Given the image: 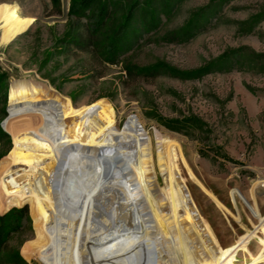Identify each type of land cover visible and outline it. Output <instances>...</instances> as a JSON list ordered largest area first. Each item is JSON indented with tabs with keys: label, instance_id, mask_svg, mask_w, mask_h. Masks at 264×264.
<instances>
[{
	"label": "rangeland",
	"instance_id": "rangeland-1",
	"mask_svg": "<svg viewBox=\"0 0 264 264\" xmlns=\"http://www.w3.org/2000/svg\"><path fill=\"white\" fill-rule=\"evenodd\" d=\"M75 1L0 0L34 20L24 33L0 44V129L7 134L0 135V184L12 168V129L17 132L25 123L24 117L11 121L14 82L50 88L74 107L106 100L115 110L121 141L128 142L134 133L156 132L180 145L195 179L227 210L221 212L180 164L181 177L217 247L236 264H250L246 250L256 254L260 249L248 233L264 225V0L171 2L170 14H161L155 31L145 33L137 20L131 48L116 54L114 61L105 58L95 38L88 41L90 19L71 13ZM201 10L206 23L200 32L185 42L172 41L171 33ZM125 12L124 6L117 7L103 31L114 30ZM223 54L228 59L221 70L183 77ZM156 65L157 72L146 71ZM0 195L28 201L0 208V215L26 208L29 219L3 245L0 264H44L38 251L51 243V236L35 199L6 197L1 188ZM188 250L167 252L160 261H182Z\"/></svg>",
	"mask_w": 264,
	"mask_h": 264
},
{
	"label": "bare ground",
	"instance_id": "bare-ground-1",
	"mask_svg": "<svg viewBox=\"0 0 264 264\" xmlns=\"http://www.w3.org/2000/svg\"><path fill=\"white\" fill-rule=\"evenodd\" d=\"M33 21L1 3L0 44ZM9 109L11 121L24 117L25 123L17 132L11 128L12 168L0 188L6 197L35 199L51 236L38 251L44 264H168V257L160 259L185 247L188 256L173 264L237 263L217 247L180 164L221 212L227 210L195 179L179 144L156 132L134 133L123 142L108 101L74 107L30 81L11 85ZM256 230L248 237L260 250L245 254L250 264H264V225Z\"/></svg>",
	"mask_w": 264,
	"mask_h": 264
},
{
	"label": "trees",
	"instance_id": "trees-1",
	"mask_svg": "<svg viewBox=\"0 0 264 264\" xmlns=\"http://www.w3.org/2000/svg\"><path fill=\"white\" fill-rule=\"evenodd\" d=\"M76 0L71 7V13L77 17L90 19V28L87 30L89 42L95 38V45L105 50L106 59L114 61L116 54L128 50L132 46L133 25L140 20L142 29L145 33L155 31L161 22V14H170L171 2L179 0ZM228 2L230 0H220ZM125 5H122L124 4ZM124 6L125 14L112 31H103L104 26L114 16L117 7ZM172 8V7H171ZM211 9V8H210ZM203 20V21H202ZM206 23V11L201 10L196 13L182 28L171 33V40L174 42H185L193 38L200 32L201 27ZM131 27V29H130ZM142 31V32H143ZM228 59L226 54L221 55L215 60L210 61L203 68L183 73L184 78H199L212 71L221 70L224 61ZM159 66L150 67L148 73L157 72ZM129 71V70H128ZM5 128V126H4ZM5 131L6 128H5ZM0 135L7 137V134L0 129ZM28 201L17 200L16 198L5 199L0 195V208L7 209L12 206H22ZM32 211V209H31ZM34 213V212H33ZM35 220L38 217L34 214ZM27 209L12 208L5 214L0 215V251L12 234L19 231L25 223H28ZM26 259L27 256L23 255ZM16 258H19L16 255ZM21 260V259H20Z\"/></svg>",
	"mask_w": 264,
	"mask_h": 264
}]
</instances>
